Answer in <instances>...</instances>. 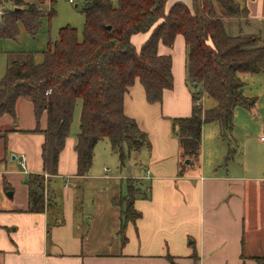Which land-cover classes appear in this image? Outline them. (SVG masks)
<instances>
[{"label": "trees", "instance_id": "1", "mask_svg": "<svg viewBox=\"0 0 264 264\" xmlns=\"http://www.w3.org/2000/svg\"><path fill=\"white\" fill-rule=\"evenodd\" d=\"M53 2L49 0L50 7L43 10L35 2L0 0V7L9 4L0 16V43L15 39L19 25L28 33L35 32L42 17L50 20L54 15ZM166 2L116 0L114 4L111 0H83L81 40L75 28L66 26L58 31L56 41L49 43L41 63H35L30 53L8 56L0 80V116L14 118L16 103L21 99L32 103L37 119L46 116V127L40 131L44 136L42 173L29 174L24 183L28 212L40 213L53 207L46 203L49 198H44L45 175L57 174L59 154L69 136L77 102L81 103L74 146L78 177L88 174L94 147L102 139L109 142L121 167L131 153L150 149L147 134L124 113V96L138 79L149 103L162 102L163 91L173 88V76L171 58L159 54L158 45L171 47L178 34L186 45V84L192 96L191 114L171 119L180 167L186 165V160L198 159L203 125L216 123L224 138L232 131L235 108L254 106L255 98L241 92L243 76L264 74V40L241 29L235 36L225 31L229 19L249 22L246 0H191V6L176 2L167 12ZM137 34H148L138 49L131 42ZM203 95L214 101L212 107L196 105ZM132 190L131 179H127L125 194L112 200L121 209L119 234L123 244L127 241L126 224L141 217L134 208L135 199L149 198V186L138 194Z\"/></svg>", "mask_w": 264, "mask_h": 264}, {"label": "crops", "instance_id": "2", "mask_svg": "<svg viewBox=\"0 0 264 264\" xmlns=\"http://www.w3.org/2000/svg\"><path fill=\"white\" fill-rule=\"evenodd\" d=\"M176 2L191 6V0H167L165 11ZM245 4L249 22H238V32L241 29L244 34L257 35L261 30L259 23L260 27L264 23V0H246ZM147 37L148 34L133 35L131 42L138 49ZM158 53L171 58L173 88L163 91L161 103H149L136 79L123 101L125 115L136 121L150 141L147 162L139 165L143 176L132 177L148 183L149 198L135 199L134 208L141 217L126 224L125 244L119 234L121 209L112 204L122 193L121 185L112 184L97 191L89 217L84 218L85 213L77 211L74 197L82 195L92 167L85 177L76 175L74 146L79 121L76 133L66 138L59 154L57 174L45 175L44 198L48 195L53 207L32 213L28 212V189L24 183L29 174L42 173L44 136L40 131L46 127V116L42 114L37 119L27 99L17 101L14 118L8 114L0 116V264L264 262V181L252 187L247 180L222 175L217 169L205 175L204 164H198L201 149L197 160L180 167V150L171 119L187 117L192 109L183 36L176 35L171 47L160 43ZM78 103L80 118L81 103ZM35 129L39 131L31 132ZM103 171L99 179L111 186L113 180L107 176L108 168L104 166ZM59 183H63L62 200L68 205L62 215L54 208L57 197L54 187Z\"/></svg>", "mask_w": 264, "mask_h": 264}, {"label": "rangeland", "instance_id": "3", "mask_svg": "<svg viewBox=\"0 0 264 264\" xmlns=\"http://www.w3.org/2000/svg\"><path fill=\"white\" fill-rule=\"evenodd\" d=\"M24 1L35 2L43 10H48L50 7L49 0ZM53 1L52 9L54 15L50 20L42 17L40 19V25L35 32L28 33L22 25H19V33L15 39H4L1 41L0 80L4 75L6 61L9 55L30 53L33 55L35 63H41L43 60V52L47 49L49 43L56 41L58 31L63 27L69 26L75 28L78 39L81 40L84 25V16L81 11L83 0H73V2H69L68 0ZM111 1L116 4V0ZM7 7H9L8 3L0 7V16ZM241 21L234 19L225 21L226 33L230 36L237 35L239 28L238 22ZM260 24L258 28L261 30L257 31L256 34L261 40H264V23L262 27H260ZM255 25L257 27V24ZM243 27L244 25L241 28L243 29ZM243 78L244 86L241 92L246 97L255 98L254 106L249 109L243 106H237L235 108L232 131L230 134L226 133L224 138L220 137L217 124L208 123L204 125L201 155L198 164H204L205 175H209L211 170L217 169L222 175L227 174L245 179L253 187L255 185L257 186L259 182L264 181V141H261V138H264V74L244 75ZM202 102L199 101L198 105L203 109L208 104L214 105V101L205 95H203ZM77 104L79 105L78 102ZM77 109L78 107L74 110L69 137L75 134L78 129L79 114L77 115ZM230 151L231 154L229 155ZM94 153L95 156L89 173V179L83 186L82 195L77 196V199L74 197L77 211L82 210L85 213L84 218L92 214L93 208L91 202L97 191L108 189V187H112V184H115L117 186L121 185L122 193L125 194L127 179L135 176L142 178L143 173L140 172L139 165L141 163L146 164L149 156L146 149L141 150L139 153H131L128 162L121 167L117 155L112 152L106 139L98 141ZM228 156L230 158L226 159ZM104 166L108 168V178L113 180L111 181V186L110 184L106 186V181L99 179L103 177ZM129 167L130 169L128 170ZM56 182L58 183V181ZM131 184L134 186V190L132 191L137 194L147 191L148 183H142L140 179L132 178ZM71 188L72 185L70 184ZM54 189L56 190L57 196L54 208H58V214L62 215L64 209L68 206L62 200L63 190H65L63 189V183L57 184ZM5 194L8 195L7 192ZM46 200H48V195ZM48 202L52 201L49 200L46 203L48 204ZM81 202H83L82 205Z\"/></svg>", "mask_w": 264, "mask_h": 264}, {"label": "water", "instance_id": "4", "mask_svg": "<svg viewBox=\"0 0 264 264\" xmlns=\"http://www.w3.org/2000/svg\"><path fill=\"white\" fill-rule=\"evenodd\" d=\"M76 6V5H75ZM107 29H109V27H107ZM194 86H196L195 84H194ZM186 165H188V164H190V160H186L185 162H184ZM41 192L40 191H38V194H40ZM9 196H11L12 194H11V192H8L7 193Z\"/></svg>", "mask_w": 264, "mask_h": 264}, {"label": "built area", "instance_id": "5", "mask_svg": "<svg viewBox=\"0 0 264 264\" xmlns=\"http://www.w3.org/2000/svg\"><path fill=\"white\" fill-rule=\"evenodd\" d=\"M69 2H73V0H68ZM199 104V101H197L196 102V105H198ZM261 141H264V138H261ZM23 162H24V158H23V160H22ZM23 165V164H22Z\"/></svg>", "mask_w": 264, "mask_h": 264}]
</instances>
